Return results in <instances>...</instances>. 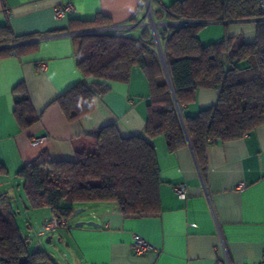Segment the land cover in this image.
I'll return each mask as SVG.
<instances>
[{
	"label": "crops",
	"instance_id": "1",
	"mask_svg": "<svg viewBox=\"0 0 264 264\" xmlns=\"http://www.w3.org/2000/svg\"><path fill=\"white\" fill-rule=\"evenodd\" d=\"M172 1L151 0V7ZM143 2L0 0V27L7 26L12 34L10 41H0V162L7 171L0 174V186L18 179L15 174L22 165L43 150L56 160L73 159L77 148L87 146L86 133L101 126L114 124L123 136L144 132L149 88L136 66L127 82L108 83L109 89L93 98V110L77 120L69 121L55 101L83 78L76 66L77 33L66 29L69 19H92L100 12L111 18V29L138 36L147 17ZM67 3L73 11L55 17L56 9ZM224 23L227 34L254 40L253 22ZM20 43L32 47L17 54L6 51ZM19 82L25 84L39 115L28 128L13 115V88ZM217 97L216 89L199 88L184 114L213 105ZM34 137L40 138L37 144L30 143ZM153 144L161 211L128 215L108 202L80 207H89V216H77L73 225L61 226L74 264H216L223 255L220 235L234 264H256L264 251V124L239 139L208 145L203 169L189 144L171 152L163 135L154 137ZM179 183L186 185L184 199L174 191ZM239 183L244 188L238 189ZM3 199L11 206L6 194ZM80 220L98 225L75 226ZM134 233L152 245L143 255L132 249Z\"/></svg>",
	"mask_w": 264,
	"mask_h": 264
},
{
	"label": "trees",
	"instance_id": "2",
	"mask_svg": "<svg viewBox=\"0 0 264 264\" xmlns=\"http://www.w3.org/2000/svg\"><path fill=\"white\" fill-rule=\"evenodd\" d=\"M152 17L178 23L161 29L170 83L149 29L143 28L138 36L87 33L112 26L111 18L99 12L92 19H69L66 29L77 33L76 66L83 78L55 99L66 118L73 121L91 112L93 98L107 91L112 81L127 82L136 66L149 88L145 128L142 134L123 136L114 124L101 126L86 133L87 146L77 148L70 160H56L41 151L15 174L29 208L48 207L50 215L66 223L75 207L90 203H114L128 215L158 213L161 180L154 137L163 135L171 152L189 144L203 169L208 145L239 139L264 124V14L257 0H174L162 3ZM189 20L253 22L255 37L245 42L226 33L203 44L201 24L182 23ZM11 39L10 29L0 27V41ZM30 46L20 43L6 51L22 53ZM199 88L216 89V102L193 115L184 114ZM13 93V115L28 128L39 115L23 82ZM0 174H7L1 162ZM5 194L0 195V210L7 214L0 211V264H57L44 250H29Z\"/></svg>",
	"mask_w": 264,
	"mask_h": 264
},
{
	"label": "rangeland",
	"instance_id": "3",
	"mask_svg": "<svg viewBox=\"0 0 264 264\" xmlns=\"http://www.w3.org/2000/svg\"><path fill=\"white\" fill-rule=\"evenodd\" d=\"M169 1L170 0H163L164 3H169ZM149 2L150 0H147L146 2L145 14L147 17L145 24H141V27L150 30L155 41L156 54L160 58L162 57V47L160 42L162 38L161 29L168 27L169 25H178V23L164 21L159 22L158 24L154 19L152 21L151 17L153 15L154 9L149 6ZM151 22H153L155 25H151ZM226 32L227 27L224 21L206 23L199 27V38L201 43L207 44L217 41L223 37ZM239 39L245 41L243 37H240ZM4 191H6L7 197L10 198L11 208L14 212V219L19 226L23 237L27 238L29 241V250H35L37 248L44 250L57 264H74L72 253L67 246V242H65L66 233L64 232V228L60 226L53 231H46L44 229L43 218L44 216H50L49 208H29L24 191L22 189V182H19L18 179L9 181L6 187L1 185L0 193H3ZM78 208H80V206L75 207V209ZM89 210V207H85L81 212L74 213L68 221V224L71 223V225H73L74 218L77 216H89ZM0 211H2L5 216H7L3 208ZM48 237L51 238L49 241H46Z\"/></svg>",
	"mask_w": 264,
	"mask_h": 264
},
{
	"label": "built area",
	"instance_id": "4",
	"mask_svg": "<svg viewBox=\"0 0 264 264\" xmlns=\"http://www.w3.org/2000/svg\"><path fill=\"white\" fill-rule=\"evenodd\" d=\"M147 0H144V4L146 5ZM258 3V7L260 9V12L262 14H264V0H257ZM149 6L151 7V0L149 2ZM73 11V5L71 3H67L65 6L61 7V8H57L55 11V17L60 18L66 15L67 12H72ZM107 31H114L116 32L114 29H105V32ZM41 68L44 69L45 68V63L41 64ZM40 138L34 137L30 139V143L31 144H37L39 142ZM244 183H239L237 185L238 189H242L244 188ZM186 185L185 183H179L177 185L174 186V191L175 193L178 195V197L184 199L186 197ZM67 223L64 219H58L55 215L51 214L48 218H46L44 220V229L46 231H53L57 228H59L60 226H65ZM132 249L134 251L135 254L137 255H143L145 254L148 250H150L152 248V245L149 243V241H147L146 239H144L143 237H141L139 234L134 233L132 236ZM220 247L223 251V255L222 258L218 259L216 264H234L228 253H227V249L225 246V241L223 239V237L220 235ZM256 264H264V251H262V255H261V259L256 263Z\"/></svg>",
	"mask_w": 264,
	"mask_h": 264
},
{
	"label": "water",
	"instance_id": "5",
	"mask_svg": "<svg viewBox=\"0 0 264 264\" xmlns=\"http://www.w3.org/2000/svg\"><path fill=\"white\" fill-rule=\"evenodd\" d=\"M151 20L153 21V17H151ZM159 24V22H157ZM183 24H186V25H197V24H206V23H212L211 21H203V20H200V21H192V20H189V21H183L182 22ZM111 28V26H108V27H101V28H98V29H94V30H89V31H84V32H89V33H93V32H96V31H105V29H109ZM78 33H81V32H78ZM161 63H162V66H163V69H164V73H165V76H166V79L168 80V82L170 83V77H169V73H168V70H167V64H166V61H165V57H164V53L162 51V57L159 58ZM172 90V89H171ZM172 93H173V90H172ZM176 102V101H175ZM177 105V103H176ZM178 107V106H177ZM179 115L181 117V113L179 111ZM83 209L82 208H78V209H75V213H79L81 212ZM83 224H87V225H92V226H97L98 223H96L95 221L93 220H87V221H83V220H80V221H77L75 222V226H81ZM51 237H48L46 239V241H49Z\"/></svg>",
	"mask_w": 264,
	"mask_h": 264
},
{
	"label": "bare ground",
	"instance_id": "6",
	"mask_svg": "<svg viewBox=\"0 0 264 264\" xmlns=\"http://www.w3.org/2000/svg\"><path fill=\"white\" fill-rule=\"evenodd\" d=\"M151 25H155L153 22L150 23ZM155 27V26H154Z\"/></svg>",
	"mask_w": 264,
	"mask_h": 264
}]
</instances>
